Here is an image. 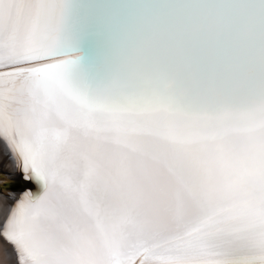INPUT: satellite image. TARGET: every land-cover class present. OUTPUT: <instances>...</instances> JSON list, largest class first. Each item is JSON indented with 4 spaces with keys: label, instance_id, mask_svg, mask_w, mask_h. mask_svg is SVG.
Segmentation results:
<instances>
[{
    "label": "snow or ice",
    "instance_id": "6c2138e0",
    "mask_svg": "<svg viewBox=\"0 0 264 264\" xmlns=\"http://www.w3.org/2000/svg\"><path fill=\"white\" fill-rule=\"evenodd\" d=\"M0 137L20 264H264V0H0Z\"/></svg>",
    "mask_w": 264,
    "mask_h": 264
},
{
    "label": "bare ground",
    "instance_id": "6f19581e",
    "mask_svg": "<svg viewBox=\"0 0 264 264\" xmlns=\"http://www.w3.org/2000/svg\"><path fill=\"white\" fill-rule=\"evenodd\" d=\"M0 150L2 153H4V155L7 156V160L9 159L8 167L10 169H12L13 171H16L17 174L24 172L20 157L18 156V154L14 153L10 147L6 145V142L3 140L2 137H0ZM35 183H38V181L33 178V180L31 181V186L33 187ZM16 194L17 193H15L14 196L11 195L9 197L11 201L16 199ZM43 194H44V191L40 194V196H42ZM23 201H25V198L19 197V200L17 201L18 203L16 204V206ZM8 203L6 204L3 203L2 206L0 203V206H1L0 207L1 208L0 209V264H20L19 254L16 249V246L12 244L11 242H9L4 236V232L6 231V227H7V221L11 217L12 212L16 208L15 205L10 206ZM137 264H139V261H137Z\"/></svg>",
    "mask_w": 264,
    "mask_h": 264
},
{
    "label": "rangeland",
    "instance_id": "374dc122",
    "mask_svg": "<svg viewBox=\"0 0 264 264\" xmlns=\"http://www.w3.org/2000/svg\"><path fill=\"white\" fill-rule=\"evenodd\" d=\"M8 164H9V159L7 160V156L4 155V153H2L1 150H0V203H1V206L3 205V203L6 204L8 202H9L8 204L10 206L11 205L12 206L13 205L16 206V204L18 203L17 201L19 200V198H16V199L11 201L9 197L11 195L14 196L15 193H17L16 194V196H17L19 192L20 193L23 192L22 189H23V187H25V184L23 183L22 178L26 174H24L25 172L17 174L16 171H13L12 169H10L8 167ZM7 183H17L18 185L16 187H14V188H9V187L7 188L6 187Z\"/></svg>",
    "mask_w": 264,
    "mask_h": 264
},
{
    "label": "water",
    "instance_id": "95a60500",
    "mask_svg": "<svg viewBox=\"0 0 264 264\" xmlns=\"http://www.w3.org/2000/svg\"><path fill=\"white\" fill-rule=\"evenodd\" d=\"M26 174L22 180L23 183L25 184V187H23V192L22 193H18V195L16 196V198H26L28 196H31L32 198H38L40 196V194L44 191L42 185L40 184V182L35 183L34 186H31V181L33 180L32 175L29 173H24Z\"/></svg>",
    "mask_w": 264,
    "mask_h": 264
},
{
    "label": "trees",
    "instance_id": "16d2710c",
    "mask_svg": "<svg viewBox=\"0 0 264 264\" xmlns=\"http://www.w3.org/2000/svg\"><path fill=\"white\" fill-rule=\"evenodd\" d=\"M18 184L17 183H7L6 184V187L8 188H14V187H16Z\"/></svg>",
    "mask_w": 264,
    "mask_h": 264
}]
</instances>
